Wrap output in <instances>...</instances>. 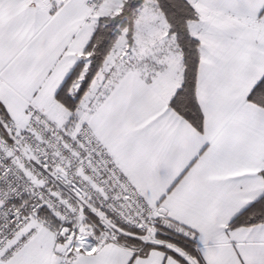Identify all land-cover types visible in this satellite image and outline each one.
I'll use <instances>...</instances> for the list:
<instances>
[{"label": "snow or ice", "instance_id": "snow-or-ice-1", "mask_svg": "<svg viewBox=\"0 0 264 264\" xmlns=\"http://www.w3.org/2000/svg\"><path fill=\"white\" fill-rule=\"evenodd\" d=\"M0 264H264V0H0Z\"/></svg>", "mask_w": 264, "mask_h": 264}]
</instances>
